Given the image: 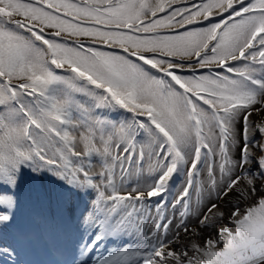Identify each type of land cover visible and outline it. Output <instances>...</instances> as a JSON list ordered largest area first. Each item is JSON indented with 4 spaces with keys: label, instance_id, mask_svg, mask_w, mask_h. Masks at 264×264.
<instances>
[{
    "label": "snow or ice",
    "instance_id": "snow-or-ice-1",
    "mask_svg": "<svg viewBox=\"0 0 264 264\" xmlns=\"http://www.w3.org/2000/svg\"><path fill=\"white\" fill-rule=\"evenodd\" d=\"M178 2L0 0V226L25 177H55L96 229L74 264L135 234L95 264H264V0ZM145 156L153 182L120 194Z\"/></svg>",
    "mask_w": 264,
    "mask_h": 264
},
{
    "label": "rangeland",
    "instance_id": "rangeland-1",
    "mask_svg": "<svg viewBox=\"0 0 264 264\" xmlns=\"http://www.w3.org/2000/svg\"><path fill=\"white\" fill-rule=\"evenodd\" d=\"M200 2H201V0H185V2H183V3L178 2L177 4L173 5V7L174 6L175 7H191L192 3L199 4ZM166 11H170V10H166ZM164 14L165 13H160L159 15H164ZM227 15H228L227 13L222 14V16L225 19L227 18ZM209 19L211 22L215 23V22H219V20L221 19V16L216 15V16L210 17ZM207 25H208V21L197 22L193 25H190L189 28H191V27H198V28L199 27H206ZM179 30L184 31L186 29L181 28ZM165 34H174V33H165ZM102 50H104V51H117V52H120L121 54H123L122 51L118 48L113 49L111 47H103ZM216 70H219V69H216ZM58 71H60L61 74H67V73L63 72V70H58ZM202 71H205V70H202ZM181 74L191 75L192 73L183 72ZM120 118H122V119L123 118H130V116H126L125 114H122ZM150 163L155 164V158H153L152 161H149L147 156H145V158L142 162L138 161V166L143 168L142 175L137 176V175L133 174V175L129 176L123 185H121L119 179H117L116 183H117V188H118L119 193L123 194L125 191H131L133 188H136L138 186L141 188V190H143L144 185L151 184L153 182V180H152V177L148 173V168H149ZM129 171L134 172V169H129ZM119 174H120L119 169H117V177H119ZM197 179H206V173H203L200 177H197ZM41 182L45 187V191L47 193V196L50 199V202L38 204L36 206V208H33V209L36 211L37 210L41 211L48 218H51L55 214L57 208L65 207V202L60 203V202L56 201V199H54V196H55V193H54L55 177L41 178ZM184 182H185V175H184L183 171H181L179 173V175H176V174L173 175V177L171 178V180L169 182V189H170L169 200H171L172 196L176 195V193L184 186ZM27 191H28L27 180H24L23 183L21 184L20 190H19V207H18V209L21 212V214H24V211L26 209V207L24 206V201H25ZM109 191H111V190L109 189ZM148 200H151V201H148ZM143 203L146 206H149L151 217H155L156 216V205H157V203H162V201H159L158 197H151V198H148L145 201H143ZM137 207L139 208V205H137ZM241 207L243 208V205ZM172 211L173 210L171 209V207H169L167 214H169V216H170ZM141 215L142 216L145 215L142 210H141ZM20 217H23V216H20ZM153 223H154L153 219L147 218V225H152ZM141 227H144V226L142 225ZM0 228H2V229H0V244L5 245V240L8 237H3L5 235L2 236L4 228L2 226H0ZM92 228H94V227L90 226V225L83 224L81 222V220L77 224V229L81 233V235H84L86 233V231L91 230ZM144 230L146 232H148V234H150V229L145 227ZM129 231L131 232V231H133V229H129ZM169 235H170V233H169ZM121 237H123L122 241H119L118 238L109 237V238L113 239V242L111 245H108L105 248L103 247L102 253L104 255H107L109 253V251H111L113 249L120 248L121 246H123L125 244L136 245L137 243H142V240L138 236V234L131 235V236L122 235ZM13 238H14V236L11 233V237L9 239V242ZM8 243L6 244V246H4V250H3L4 252H5V249H9ZM201 243H202V241H201ZM47 246L45 247L46 256L52 257V255L49 253V249L47 250ZM10 249L12 250V248H10ZM189 255H192V253L189 252ZM91 264H95V261H93V263H91Z\"/></svg>",
    "mask_w": 264,
    "mask_h": 264
},
{
    "label": "bare ground",
    "instance_id": "bare-ground-1",
    "mask_svg": "<svg viewBox=\"0 0 264 264\" xmlns=\"http://www.w3.org/2000/svg\"><path fill=\"white\" fill-rule=\"evenodd\" d=\"M78 217H79V215H78ZM79 221H80V219H79ZM41 231L42 230L39 229L38 233H40ZM91 236H92V234H90L88 236V239H90ZM23 242L26 245V256L28 258L29 264H35V261L37 259H42L45 264H53L52 258L46 257L45 250L40 249L39 245L36 244L35 242H33L30 238H28L27 236H24ZM4 254L12 257V254L10 255L6 252H4ZM12 263H13V260H12Z\"/></svg>",
    "mask_w": 264,
    "mask_h": 264
}]
</instances>
